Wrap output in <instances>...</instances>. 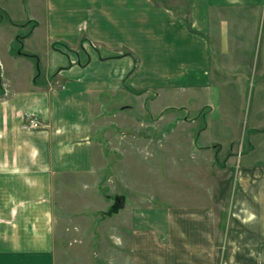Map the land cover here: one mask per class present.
<instances>
[{
  "label": "crops",
  "instance_id": "obj_1",
  "mask_svg": "<svg viewBox=\"0 0 264 264\" xmlns=\"http://www.w3.org/2000/svg\"><path fill=\"white\" fill-rule=\"evenodd\" d=\"M3 3L23 13L9 16L10 27L30 26L7 35L0 53V264H55V200L87 187L105 106L129 96L150 105L155 87L182 94L185 109L186 92L218 91L228 64L239 72L253 51L264 72V0H0L8 14ZM38 27L54 30L41 45L30 40ZM12 41L19 48L9 53ZM27 116L38 129H21ZM252 148L228 157L236 159L228 204L212 194L214 182L206 199L178 203L159 230L121 232L125 263L264 264V154L250 156Z\"/></svg>",
  "mask_w": 264,
  "mask_h": 264
},
{
  "label": "rangeland",
  "instance_id": "obj_2",
  "mask_svg": "<svg viewBox=\"0 0 264 264\" xmlns=\"http://www.w3.org/2000/svg\"><path fill=\"white\" fill-rule=\"evenodd\" d=\"M6 6L9 15L0 10V53L7 35H21L30 26L10 27L9 16L19 19L23 13L15 11L14 4ZM47 31L54 30L36 28L30 40L41 45ZM51 45L60 51L69 49L61 42ZM75 47L74 52L79 49ZM18 48L12 41L8 52ZM36 49L31 42L26 48ZM246 63H239L237 72L235 61L230 62L231 72L228 69L229 74H223V85H217L216 92H186L185 109L177 106L183 101L182 94L173 89L155 92V87L148 94L151 98L158 95L151 106L147 99L129 96L128 101L124 98L125 102L116 104L119 107L103 108L93 133L95 170L85 179L87 187L76 184L72 191L63 189L55 200L50 222L55 233V264H112L113 260L126 264V250L118 237L121 232L129 228L159 230L164 216L174 212L178 203L190 206L206 199L203 192L208 194L207 188L214 182L212 194L220 196L221 204L229 203L228 184L236 159L228 157L252 147L250 156L264 154V132L256 133L264 126L254 130L264 121V72L256 52L248 66ZM157 66L164 64L157 62ZM156 79L151 78L153 86L158 85ZM138 93L133 91L135 96ZM248 141L252 147L246 150ZM198 146L200 153H195ZM228 167L232 168L230 178L225 173L231 170ZM116 195L120 197L117 212L107 215Z\"/></svg>",
  "mask_w": 264,
  "mask_h": 264
},
{
  "label": "built area",
  "instance_id": "obj_3",
  "mask_svg": "<svg viewBox=\"0 0 264 264\" xmlns=\"http://www.w3.org/2000/svg\"><path fill=\"white\" fill-rule=\"evenodd\" d=\"M21 129L26 131H31L39 128V123L33 117H25L23 122L20 125Z\"/></svg>",
  "mask_w": 264,
  "mask_h": 264
},
{
  "label": "water",
  "instance_id": "obj_4",
  "mask_svg": "<svg viewBox=\"0 0 264 264\" xmlns=\"http://www.w3.org/2000/svg\"><path fill=\"white\" fill-rule=\"evenodd\" d=\"M120 205V197L118 195L113 197L112 203L107 210V215L117 212L118 206Z\"/></svg>",
  "mask_w": 264,
  "mask_h": 264
}]
</instances>
